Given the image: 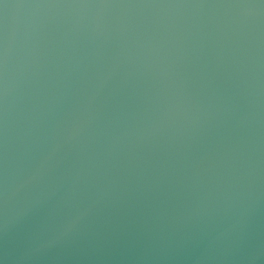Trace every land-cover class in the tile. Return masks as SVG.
I'll list each match as a JSON object with an SVG mask.
<instances>
[{
	"label": "water",
	"instance_id": "obj_1",
	"mask_svg": "<svg viewBox=\"0 0 264 264\" xmlns=\"http://www.w3.org/2000/svg\"><path fill=\"white\" fill-rule=\"evenodd\" d=\"M0 264H264V0H0Z\"/></svg>",
	"mask_w": 264,
	"mask_h": 264
}]
</instances>
